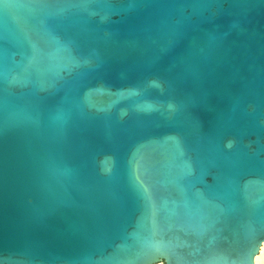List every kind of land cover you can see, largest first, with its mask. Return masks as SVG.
I'll list each match as a JSON object with an SVG mask.
<instances>
[{
    "label": "water",
    "instance_id": "water-1",
    "mask_svg": "<svg viewBox=\"0 0 264 264\" xmlns=\"http://www.w3.org/2000/svg\"><path fill=\"white\" fill-rule=\"evenodd\" d=\"M264 0H0V264H255Z\"/></svg>",
    "mask_w": 264,
    "mask_h": 264
},
{
    "label": "bare ground",
    "instance_id": "bare-ground-1",
    "mask_svg": "<svg viewBox=\"0 0 264 264\" xmlns=\"http://www.w3.org/2000/svg\"><path fill=\"white\" fill-rule=\"evenodd\" d=\"M255 264H264V244L262 245L259 254L255 258Z\"/></svg>",
    "mask_w": 264,
    "mask_h": 264
},
{
    "label": "flooded vegetation",
    "instance_id": "flooded-vegetation-1",
    "mask_svg": "<svg viewBox=\"0 0 264 264\" xmlns=\"http://www.w3.org/2000/svg\"><path fill=\"white\" fill-rule=\"evenodd\" d=\"M157 264H164V262H160V263H157Z\"/></svg>",
    "mask_w": 264,
    "mask_h": 264
}]
</instances>
